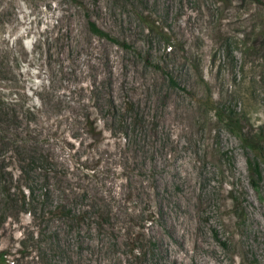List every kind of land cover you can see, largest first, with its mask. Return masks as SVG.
Returning <instances> with one entry per match:
<instances>
[{"label": "rangeland", "instance_id": "1", "mask_svg": "<svg viewBox=\"0 0 264 264\" xmlns=\"http://www.w3.org/2000/svg\"><path fill=\"white\" fill-rule=\"evenodd\" d=\"M260 1L0 0V86L8 94L27 82L23 88L39 96L28 151L50 163L46 178L30 184L32 204L7 206L3 264H264ZM91 23L114 41L95 36ZM162 33L177 46L172 56L162 52ZM246 40L257 49L246 52ZM228 41L227 59L220 51ZM159 60L177 86L155 68ZM109 100L133 102L154 123L143 142L124 146L102 134L99 144L84 128L86 114ZM216 110L237 123L248 145ZM11 173L6 184L21 200ZM185 195L191 233L209 251L181 235L185 213L171 215ZM56 205L86 218L68 221ZM179 246L190 256L180 250L171 260L167 251Z\"/></svg>", "mask_w": 264, "mask_h": 264}, {"label": "trees", "instance_id": "2", "mask_svg": "<svg viewBox=\"0 0 264 264\" xmlns=\"http://www.w3.org/2000/svg\"><path fill=\"white\" fill-rule=\"evenodd\" d=\"M214 1L229 6L231 4H237V6H240L246 2L253 5H261L260 0ZM140 19L145 24L147 23L146 18L142 15L140 16ZM90 30L99 38L107 41H114L92 23L90 24ZM162 35V39L164 40L162 42V52L165 57L172 56L177 46L170 42V37H167L166 34L162 33ZM246 43L247 40L245 41V44ZM222 47L224 49L220 51V55L223 58L226 57L228 59L229 57H233V51L230 49L229 41ZM256 49V46L252 45V43H247L245 46L246 52L248 50L255 51ZM157 62L155 68L161 72L165 70V74L169 76L170 74L167 71V65L164 64L165 67H163V61L159 60ZM21 64V62L18 63L15 70L24 81L25 76ZM194 69L198 70V65L194 64ZM169 81L172 85L177 86L171 78V75L169 76ZM24 84H27V82H24ZM23 86L22 88L8 86L11 91L8 94H5L3 92L4 88L0 86V89H2L0 90V200L2 202V207L0 209V227L9 216V209H7V206H12L13 204L16 205L19 201L22 203V206H29L33 203L34 191L30 184L36 182V178H38L39 175L46 178L50 166V163L47 160V154H35L28 151V149H34L32 145L34 146V143H36H31L33 140L32 136L35 134L28 130L31 123H36L35 116L36 113H38V107L37 104L33 102V99L38 100L39 96L35 95L33 98V96H31V91L27 92ZM18 90L20 91L18 92ZM41 90H43V88ZM109 101L110 103H108L104 109L99 107L98 110L95 107V113L90 114V112H88L84 118V128L91 134L93 139H95L97 143L102 144L104 142L102 134H107L108 136L117 139L118 142L123 143L124 146L129 145L132 142H143L145 138L141 136L142 133L146 132L148 129H154V123H149L143 112L140 111L133 102L126 103V107H115L113 101ZM40 103L41 101L38 102V104ZM94 115L96 116L93 117ZM215 116L217 121L226 126L242 145H248V141L245 135L242 134L241 128L238 127L236 122L232 123L231 117L225 115L220 110H216ZM99 124L101 125V128H99ZM25 137L29 138L30 145L26 144ZM13 168L17 172L16 191L19 190V193L22 195L21 200L14 199L16 193H11L10 185L6 184V182H8L7 178L10 179V181L13 179L11 173ZM248 169L251 174L258 176L256 165L248 162ZM252 185L254 186L255 183L252 182ZM25 194L29 196L27 200ZM53 210V212H56L71 222L79 221L81 220V217L82 219L86 218L84 216L86 213H75L71 211V208H66L64 205H56ZM4 255V253L0 252V264L5 262Z\"/></svg>", "mask_w": 264, "mask_h": 264}, {"label": "bare ground", "instance_id": "3", "mask_svg": "<svg viewBox=\"0 0 264 264\" xmlns=\"http://www.w3.org/2000/svg\"><path fill=\"white\" fill-rule=\"evenodd\" d=\"M186 200H187V196L183 197L182 200L180 199L178 201V206H179L178 207L179 208L178 211H176L175 213L173 212L174 214H171V215L174 218V217H176L175 215H179V214H184L185 213L184 218L183 219H179V221H178L179 222L178 229L181 231V235L186 236V238L191 242L192 246H194L198 250L203 249V250H208L209 251L210 250L209 247L204 246V244L202 242H200L199 240H197V238L194 237V234L191 233L190 211H189V209H188V207L186 205V202H185ZM172 237L175 239V236H172ZM180 250L182 251V253H180ZM167 252H168V254L171 257V260H172L173 257L177 256V254H179V253H180V255L187 254V255L190 256V253L188 252L187 248H185L183 246H179V248L176 249V252L173 249H169ZM177 257L179 258V256H177Z\"/></svg>", "mask_w": 264, "mask_h": 264}]
</instances>
